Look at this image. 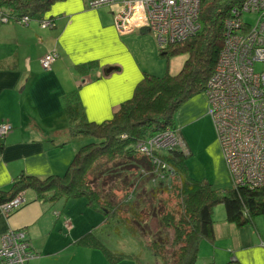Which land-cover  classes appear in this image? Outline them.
Listing matches in <instances>:
<instances>
[{"label": "crops", "instance_id": "0c3cea01", "mask_svg": "<svg viewBox=\"0 0 264 264\" xmlns=\"http://www.w3.org/2000/svg\"><path fill=\"white\" fill-rule=\"evenodd\" d=\"M92 1L56 2L43 16L53 18V27L42 26L40 18L27 23L4 19L0 10V125H12L0 154V189H10L15 177L22 174L47 177L66 171L69 165L60 170L50 154L59 150L63 141L71 140L68 127L46 132L40 124L42 113L49 112L50 116L64 112L66 95L77 90L86 116V110L95 114L89 120H105L133 95L144 72L162 74L151 65L161 64L155 35L146 29L121 34L115 25L116 5L91 7ZM53 49L59 57L46 70L41 59ZM90 62L95 63L90 66ZM177 113L176 125L184 140L185 128L191 127L197 138L201 121H206L211 138L209 150L222 172L219 179L228 178L206 94L189 98ZM102 115L105 116L99 117ZM78 148L74 146V150ZM14 150L17 155L11 156ZM24 197V204L11 214L0 207V244L10 230L25 231L30 247L39 254L25 264H110L99 249L81 247L79 252L77 246H71L76 238L93 231L96 223L89 222L85 227L79 223L81 230L70 236L61 235L59 231H65L63 218L71 220L74 231L70 215L61 209V217L57 218V203L42 200L32 189L26 190ZM214 213L215 236L212 241L201 242L197 264L201 259L202 264H264V214L253 223L240 226L226 219L223 207ZM103 219L102 216L100 222ZM65 247L71 249V258L68 253L67 258L61 256L59 251ZM128 254H135L138 259L128 258L117 264H163L150 252L146 260L141 259L143 254Z\"/></svg>", "mask_w": 264, "mask_h": 264}, {"label": "trees", "instance_id": "16d2710c", "mask_svg": "<svg viewBox=\"0 0 264 264\" xmlns=\"http://www.w3.org/2000/svg\"><path fill=\"white\" fill-rule=\"evenodd\" d=\"M59 1L64 0H0V10L3 15L16 21L24 16L42 19ZM244 1L202 0L201 29L183 41L159 47V55L167 60L172 56L186 55L182 69L177 74H171L169 69L163 75L144 72L133 95L121 102L110 118L101 122L89 120L78 91L66 95L64 113L68 121L69 138L72 140L92 136L95 140L76 151L62 175L39 177L22 174L15 177L10 189H0V206L28 189L34 190L39 198L50 203L62 198H85L88 205L102 213L103 218L118 219L121 226L128 225V232L137 236V228L131 226L130 219L127 220V225L124 221L121 224L119 214L122 210L119 204L108 199L102 200L104 198L99 193L87 190L89 177L101 176V169L107 163L115 166L126 162H143L144 165L151 163V160L148 162L145 159L148 155L140 152L137 145L145 143L158 134V131L178 129L176 113L189 98L205 91L224 45L225 20L230 16L231 10L241 6ZM94 63L90 62L89 65ZM81 66L86 67L84 64ZM180 135L182 136L181 133ZM185 145L187 152L178 148L155 152L172 168L170 171L165 170L172 177L171 187L167 191H172L177 198L178 207L167 209L159 221L165 228L172 229L170 245L173 249L170 254L167 253L168 238L163 236L142 243L163 264H197L201 242L214 239V212L218 206L224 207L228 221L240 226L253 223L257 216L264 214V186L254 188L236 185L220 191L210 181L192 177L186 162V156L191 150L186 142ZM131 213L135 219L139 212L133 210ZM56 217L60 218L61 215ZM63 228L64 232L71 231ZM74 242L99 249L110 264H117L128 258L138 259L135 254L112 251L90 232L79 236ZM38 255L33 252L34 258Z\"/></svg>", "mask_w": 264, "mask_h": 264}, {"label": "built area", "instance_id": "2783aa9c", "mask_svg": "<svg viewBox=\"0 0 264 264\" xmlns=\"http://www.w3.org/2000/svg\"><path fill=\"white\" fill-rule=\"evenodd\" d=\"M201 2L202 0H93L90 6L116 5L115 25L121 34L146 29L155 35L160 47H166L183 41L201 29ZM246 14L253 15L254 22H249L245 18ZM3 18L8 17L4 15ZM29 20V16H24L19 22L27 23ZM40 22L44 27L55 25L47 17H43ZM225 28L224 45L204 93L233 186L262 187L264 71H256L255 62L264 61V0H245L241 6L234 7L225 20ZM58 57L57 50L49 51L41 59L42 67L50 69ZM11 129L12 125L9 123L0 125V137H4ZM155 136L147 142L148 145L145 142L144 146H140L144 154L160 158L156 153L162 150L178 148L187 152L178 129L169 128L160 141L154 139ZM160 159L153 161L160 163ZM24 201L25 198L20 193L12 202L2 204L1 208L8 213ZM64 227L71 229L70 221H66ZM261 244L264 245V240H261ZM33 252L25 231L10 230L2 237L0 264H23L34 257Z\"/></svg>", "mask_w": 264, "mask_h": 264}, {"label": "rangeland", "instance_id": "374dc122", "mask_svg": "<svg viewBox=\"0 0 264 264\" xmlns=\"http://www.w3.org/2000/svg\"><path fill=\"white\" fill-rule=\"evenodd\" d=\"M245 18L249 22H254L255 20L254 16L251 14H246ZM186 57L185 55H177L172 56L170 59L167 60V58L161 57L159 55L161 64L151 62V65L152 67H155L158 71H160L162 73L161 75L165 74L167 69H169L171 74H177L182 69ZM255 69L258 72L264 71V61L255 62ZM86 113L88 114V119L95 116V114H92L87 110ZM177 114L178 113H176V116ZM103 116L105 115L99 117ZM96 121L101 122L103 121V119H97ZM40 124L42 127H44L46 132H54L59 129H64L65 127H68L67 118L65 116V113L62 111H59L50 116L49 112L42 113ZM200 126L201 129L199 134L196 136L197 138H194V136L192 135V132L190 131L191 127L185 128V130L183 129L184 134L186 136L184 142L187 143L188 141L192 148L191 153L186 156V162L188 165L189 173L192 177L196 179H206L210 181L213 186L220 191L230 189L233 187V182L229 176L228 178L224 177L223 179H219L222 172L218 169L214 156L209 150L211 146V138L210 130L206 121H201ZM168 129L169 128H166L162 131H158V134H156V136L154 135V139L160 141L159 139L164 135V133ZM213 129L218 138V133L215 128V125L213 126ZM8 135L9 134H6L4 137H0V154L4 150L3 147L5 145V141ZM212 138H214L213 134ZM94 140L95 139L92 136H83L77 139H72L69 142L63 141L60 149L55 151L54 153H51L50 157L54 159L53 161L55 164H59V169L63 171V167H66L71 163L74 157L73 155L75 153V150L78 147L80 148L82 145L90 143ZM148 141H146L145 145H148ZM142 145L143 143L138 144L137 148H139V151L143 153V151L141 150L142 147L140 148V146ZM74 146L76 147L75 150ZM12 155L16 156L17 152L14 150L11 153V156ZM145 159L148 162L151 160V163L149 162V164L144 165L143 162H136L134 164L132 162V164L126 162L123 164H117L116 166L107 163L104 165L103 169H101L103 171L101 174H99L101 176L89 177V181L86 184L87 190L96 191L102 196V198H104L102 200L108 199L113 203L119 204L120 210H122L119 214L121 218V224H124L125 222V224L127 225V220L130 219L129 223L133 228H137V236H139L140 238L135 236V234H131L130 232H128V225L124 227L121 226L118 222V219L106 220L104 218L103 223L100 222L102 218V213L98 212L97 210L92 208V206L88 205L87 200L85 198H62L56 202V206L60 208L55 211V215L60 216V210L63 209L70 215L74 224V231H72V228L70 229L72 231H70L71 234L70 232L59 231L60 234L70 236L76 233L78 230H81L82 227H85L89 222L91 224L96 223L97 225L93 228V231H91L90 233L94 235L96 233H99L98 237L108 246V248H110L114 252L139 253L143 254L141 259L146 260V256H149L150 251L143 243L153 240L158 236H163L168 238V241L166 243V251L168 254H170L173 249L170 245L172 240V229L165 228L164 226H162L159 221V218L164 214L167 209L178 207L177 198L173 195L172 191H167L170 189L172 182V177H170L167 171H170L172 168L167 162H164L157 156L156 158L147 156L145 157ZM158 159L161 160L160 163H155L153 161ZM164 165L165 168H163ZM165 170L167 171L165 172ZM223 175L226 176L225 174ZM21 193L22 197L25 198L24 191ZM12 200L13 199L7 201V203L12 202ZM220 207L223 206L221 205L217 208ZM133 210H137L139 212L135 216V219L139 220L135 221V219H133V215L131 213V211L133 212ZM52 212L54 213V211ZM178 212L179 210L176 213L178 214ZM66 221L71 220L68 218L65 219L64 222ZM79 223L83 224L81 228H79ZM71 246H77L79 248V252L80 250H83L81 247H86L79 245L76 242L71 243ZM59 252L62 253L61 256L63 258L68 257L66 253L70 254L69 258H71V249L69 247H65ZM74 259L75 261L79 260L77 256ZM202 261L203 259H201L198 264H202ZM41 264L45 263L42 262Z\"/></svg>", "mask_w": 264, "mask_h": 264}]
</instances>
